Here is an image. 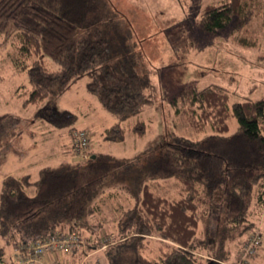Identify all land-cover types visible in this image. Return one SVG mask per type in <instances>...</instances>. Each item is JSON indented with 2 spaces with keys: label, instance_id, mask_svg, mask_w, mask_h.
I'll use <instances>...</instances> for the list:
<instances>
[{
  "label": "trees",
  "instance_id": "1",
  "mask_svg": "<svg viewBox=\"0 0 264 264\" xmlns=\"http://www.w3.org/2000/svg\"><path fill=\"white\" fill-rule=\"evenodd\" d=\"M251 4L248 0L211 2L204 7L199 26L214 32L235 19L243 23ZM109 9L106 0H0V33L19 32L14 62L27 70L31 85L22 93L23 106L43 104L40 110L48 120L39 119L60 128L68 126L72 152L80 159L43 167L37 180L30 173L6 176L0 194V235L16 248L54 235L87 241L81 230L86 226V211L93 212L91 201L105 186L130 179L141 194L139 203L125 213L119 236L105 244L106 254L133 246L136 254L131 264H218L205 260V252L225 259L226 239H233V231L240 232L239 227L247 224L254 206L264 204V97L232 102L225 86L191 84L171 105L190 128L204 133L201 137L169 134L161 147L142 156L143 163L132 174L125 168L133 164L103 152L90 154L91 139L86 150L90 157H83L78 136L87 130L74 125L76 115L56 109L55 117L49 118L57 95L86 75L89 91L123 121L138 116L151 101L150 74L133 46L115 31L119 20ZM262 10L256 13L263 16ZM32 57L37 58L30 64ZM43 57L53 59L58 69L51 71ZM233 118L238 122L236 132L229 125ZM24 122L22 117L0 115V161L6 140L21 136ZM127 132L143 137L145 123L137 120L129 127L116 123L105 130V138L124 140ZM119 172L123 177H117ZM171 179L182 185L180 199L170 200L150 190V181ZM32 188L31 195L27 191ZM211 219L219 220V229L213 232L207 227L201 238V220ZM148 236L163 242L165 249L157 258L142 253ZM100 242L94 237L97 246H89L98 250ZM83 248L64 254L78 256ZM0 264H7L1 245Z\"/></svg>",
  "mask_w": 264,
  "mask_h": 264
},
{
  "label": "rangeland",
  "instance_id": "2",
  "mask_svg": "<svg viewBox=\"0 0 264 264\" xmlns=\"http://www.w3.org/2000/svg\"><path fill=\"white\" fill-rule=\"evenodd\" d=\"M106 1L109 12L119 20L118 25L113 26L116 27L115 31L133 46L150 74L152 88L148 93L151 101L138 116L123 121L104 108L98 97L89 91V77L86 75L57 95L55 108L48 110V115H52L49 118L55 117L56 109L75 114L77 118L74 125L77 129H86L90 134V154L103 152L125 164H133L131 169L125 168L132 174L143 163L142 156L152 148L161 147L169 134L176 132L193 139L201 137L204 133H197L190 128L185 120L174 114L171 105L172 99L191 84L200 88L210 84L225 86L230 91L232 102L264 97V15L256 13L259 8L264 9V0H248L253 5L243 23L235 19L228 27L214 32L200 27L199 20L204 7L218 0ZM111 33L115 36L112 29ZM19 41L18 31L0 33V115L25 119L23 134L8 138L2 150L0 194L2 181L10 174L30 173L37 180L43 167L56 166L62 161L76 163L80 160L72 152L68 126L60 128L39 119L45 117L48 120L40 110L43 104L23 106L22 93L30 89L31 85L27 70L17 67L14 62ZM36 58L32 57L29 63ZM43 58L51 71L58 69L53 59ZM137 120L145 123L143 137L127 132L124 140H106L107 128L116 123L129 127ZM229 125L231 131L236 132V119H231ZM123 172H119L117 177H123ZM115 182L105 186L89 204L93 212L88 210L84 216L86 226L81 231L88 240L82 244L84 248L80 250L81 255L66 256L56 252L53 255L54 264H113L110 261L114 257L117 258L115 262L112 260L114 264L132 263L136 254L133 246L117 249L116 253L105 252L106 246L119 236L120 223L126 219L125 213L136 207L141 196L138 187L130 179ZM149 186L154 194L161 197L170 200L181 197L182 185L176 180L150 181ZM27 192L34 194V188ZM219 223L216 219L209 222L201 220V238L205 237L207 227L214 232L219 229ZM238 230L244 232L234 230L235 237L226 239L225 259L218 260L206 255V252L204 259H214L218 264L221 261L222 264H264V204L261 207L254 206L249 221ZM94 237L103 244L98 250L90 248L91 244L97 246ZM253 239L260 242L253 253L247 254L245 244ZM0 245L6 249L7 264H14L16 247L8 244L2 235ZM144 245L142 253L150 258L159 257L165 249L157 236L144 238ZM48 255L51 253H46L45 259ZM59 255L61 259H58Z\"/></svg>",
  "mask_w": 264,
  "mask_h": 264
},
{
  "label": "built area",
  "instance_id": "3",
  "mask_svg": "<svg viewBox=\"0 0 264 264\" xmlns=\"http://www.w3.org/2000/svg\"><path fill=\"white\" fill-rule=\"evenodd\" d=\"M90 142L89 134L86 131H82L78 136L79 148L83 151V157L88 158L90 154H87L88 144ZM260 241L253 239L245 244V251L247 254L253 253ZM83 240L74 236H53L46 238L37 243L26 244L16 250L13 253V260L17 264H49L46 262L45 254L51 253L54 255L57 253H64L65 250L74 249L75 247L83 246ZM223 261H221V264Z\"/></svg>",
  "mask_w": 264,
  "mask_h": 264
},
{
  "label": "crops",
  "instance_id": "4",
  "mask_svg": "<svg viewBox=\"0 0 264 264\" xmlns=\"http://www.w3.org/2000/svg\"><path fill=\"white\" fill-rule=\"evenodd\" d=\"M59 256H61V255H59ZM66 256H69V254H67ZM60 258V257H59ZM46 259L48 260V262H50L51 264H54V260H53V255L51 254V255H48L47 257H46Z\"/></svg>",
  "mask_w": 264,
  "mask_h": 264
}]
</instances>
